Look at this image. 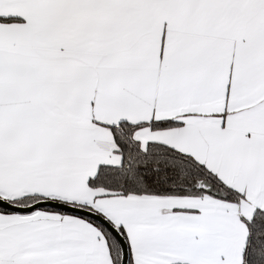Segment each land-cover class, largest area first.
Here are the masks:
<instances>
[{
  "label": "snow or ice",
  "instance_id": "snow-or-ice-1",
  "mask_svg": "<svg viewBox=\"0 0 264 264\" xmlns=\"http://www.w3.org/2000/svg\"><path fill=\"white\" fill-rule=\"evenodd\" d=\"M0 264H264V0H0Z\"/></svg>",
  "mask_w": 264,
  "mask_h": 264
}]
</instances>
